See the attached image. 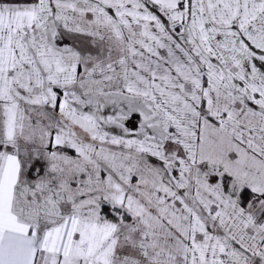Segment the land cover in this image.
I'll use <instances>...</instances> for the list:
<instances>
[{"label": "snow or ice", "instance_id": "snow-or-ice-1", "mask_svg": "<svg viewBox=\"0 0 264 264\" xmlns=\"http://www.w3.org/2000/svg\"><path fill=\"white\" fill-rule=\"evenodd\" d=\"M0 264H264V0H0Z\"/></svg>", "mask_w": 264, "mask_h": 264}, {"label": "rangeland", "instance_id": "rangeland-1", "mask_svg": "<svg viewBox=\"0 0 264 264\" xmlns=\"http://www.w3.org/2000/svg\"><path fill=\"white\" fill-rule=\"evenodd\" d=\"M68 42H70V41H68ZM86 44H87V41L85 40V45L84 46H86ZM116 131H118V130H116ZM36 167H37V172L40 170L41 167H44L46 169V161L43 160V159H40L38 161ZM37 172H33L32 175L35 176L37 174Z\"/></svg>", "mask_w": 264, "mask_h": 264}]
</instances>
